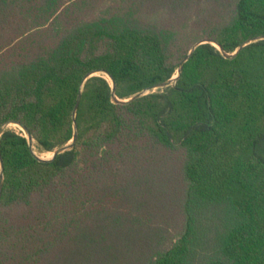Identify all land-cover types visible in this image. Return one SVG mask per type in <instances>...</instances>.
Instances as JSON below:
<instances>
[{
	"label": "trees",
	"instance_id": "trees-1",
	"mask_svg": "<svg viewBox=\"0 0 264 264\" xmlns=\"http://www.w3.org/2000/svg\"><path fill=\"white\" fill-rule=\"evenodd\" d=\"M15 122L0 264H264V0H0Z\"/></svg>",
	"mask_w": 264,
	"mask_h": 264
},
{
	"label": "water",
	"instance_id": "water-1",
	"mask_svg": "<svg viewBox=\"0 0 264 264\" xmlns=\"http://www.w3.org/2000/svg\"><path fill=\"white\" fill-rule=\"evenodd\" d=\"M207 42H213V41H212V40H209V39H205V40H201V41L197 42V43L192 47L190 53H189V54L186 56V58L182 61V63H181V67H183L184 63L189 59V57L191 56V54L193 53V51H194L199 45H201V44H203V43H207ZM245 45H246V44H242V45L239 47V49H238L236 52L232 53V54L225 53V56H226L227 58H234V57L239 53V51H240ZM218 46H219V45H218ZM219 47H220V46H219ZM220 48H221V47H220ZM221 49H222V48H221ZM180 71H181V70H179V74H178L177 76H175V77L172 78L171 80H169V81H167V82H165V83H163V84H161V85H158L156 88H163V87H167V86L171 85L173 82H175V81L178 79V77H179V75H180ZM97 73H98V72H95V73H93L91 76L96 75ZM109 76H110V75H109ZM110 78H111V80H112V82H113V87H114V89H115L114 79H113L111 76H110ZM149 91H150V90H146L145 92L140 93V94H137V95H135L133 98H131V99H127V100H123V99H119V98L115 97V102H118V103H126V102H129L130 100H133V99L139 98L140 96H142V95L148 93ZM81 97H82V93H80L79 96H78L77 104H76V106H75V111H74V114H75V115H76L77 110H78V108H79L80 101H81ZM15 123H16V124H19L20 126H22V127L24 128L25 132L27 133V136H28L29 140L32 142V141H33V137H32V135L30 134V132L28 131V129H27L25 126H23L21 123H17V122H15ZM5 129H6V126H4V127L0 130V135L3 133V131H4ZM77 138H78V134L75 135V138L73 139L72 142H70L69 144H67V145H65V146H63V147L57 149L56 151H54L52 157H50V158H48V159L41 158V157L38 156L36 153H35V154H36V156H37L39 159H42V160H50V159L56 157L58 154L63 153V152H65V151L69 150V149H72V148L75 146V143H76ZM0 163H1V166H2V165H3V162H2V158H1V157H0ZM3 181H4V174L2 173V174H1V180H0V201H1V198H2V192H3Z\"/></svg>",
	"mask_w": 264,
	"mask_h": 264
},
{
	"label": "rangeland",
	"instance_id": "rangeland-1",
	"mask_svg": "<svg viewBox=\"0 0 264 264\" xmlns=\"http://www.w3.org/2000/svg\"><path fill=\"white\" fill-rule=\"evenodd\" d=\"M6 128L13 129V130H15L17 132H22V131L25 132L24 128L22 126H20L19 124H16V123H10V124H8L6 126ZM34 151H35V153L38 156H40L41 158H45V159H48V158H50L53 155V153H42V152H39L38 149L35 146H34Z\"/></svg>",
	"mask_w": 264,
	"mask_h": 264
},
{
	"label": "bare ground",
	"instance_id": "bare-ground-1",
	"mask_svg": "<svg viewBox=\"0 0 264 264\" xmlns=\"http://www.w3.org/2000/svg\"><path fill=\"white\" fill-rule=\"evenodd\" d=\"M52 157V156H51Z\"/></svg>",
	"mask_w": 264,
	"mask_h": 264
}]
</instances>
